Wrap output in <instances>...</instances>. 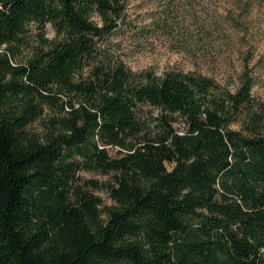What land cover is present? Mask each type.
<instances>
[{"label": "trees", "instance_id": "16d2710c", "mask_svg": "<svg viewBox=\"0 0 264 264\" xmlns=\"http://www.w3.org/2000/svg\"><path fill=\"white\" fill-rule=\"evenodd\" d=\"M126 10L0 0V264H264L251 54L233 88L199 70H134L103 47ZM30 25L38 45L14 62ZM46 105L56 114L40 133ZM83 169L110 179L83 184Z\"/></svg>", "mask_w": 264, "mask_h": 264}, {"label": "rangeland", "instance_id": "374dc122", "mask_svg": "<svg viewBox=\"0 0 264 264\" xmlns=\"http://www.w3.org/2000/svg\"><path fill=\"white\" fill-rule=\"evenodd\" d=\"M29 28L12 57L14 62L26 61L38 45V28ZM46 36L53 38L51 26ZM103 47L134 70H199L231 88L251 54L250 67L257 77L253 93L264 99V0H127L126 23L104 38ZM54 114L56 110L46 105L31 128L43 133ZM175 126L183 130L184 123L179 120ZM110 153L115 155L116 150L111 148ZM78 174L83 184L93 180L101 185L110 179L85 169ZM89 184L87 188L104 204L113 203L107 190Z\"/></svg>", "mask_w": 264, "mask_h": 264}]
</instances>
